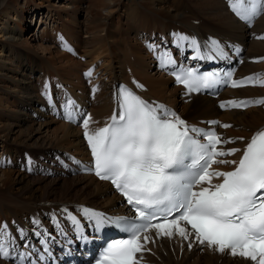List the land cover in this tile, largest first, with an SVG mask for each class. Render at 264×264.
Returning a JSON list of instances; mask_svg holds the SVG:
<instances>
[{"label":"snow or ice","instance_id":"1","mask_svg":"<svg viewBox=\"0 0 264 264\" xmlns=\"http://www.w3.org/2000/svg\"><path fill=\"white\" fill-rule=\"evenodd\" d=\"M227 4L237 18L248 24L264 15V0H227ZM174 36L177 49H192V59H223L228 55L225 46L215 39L210 38L202 45L195 38ZM149 48L155 51L156 46L150 44ZM157 58L165 69L176 64L170 51L159 53ZM85 75L91 77L92 70ZM259 77L257 74L244 80H232L231 86H264V80ZM175 79L188 93L199 92L210 82H216L212 75L200 76L191 68L176 74ZM117 101L119 113H114L105 126L92 131V117L83 119L84 138L92 156L88 170L99 179L110 181L134 210L135 217L109 218L87 207L79 208L97 230L115 225L127 234V238L109 243L95 264H141L143 252L150 251L146 245L155 243L153 231L156 239L179 236L219 254L227 252L251 264H264V130L252 135L238 161L220 159L241 152L236 147H220L234 144L236 140L224 139L214 130L189 126L164 105L149 103L124 86L118 90ZM258 105H264V98L231 100L222 102L220 107ZM64 107L65 118L73 121L74 102L68 100ZM220 126L231 127L229 124ZM214 164L234 167L220 171L212 168ZM214 178L221 182L213 183ZM205 183L207 186H202ZM61 211L77 238L86 239L80 219L67 208ZM52 222L64 235L61 222L54 214ZM33 224L34 234L46 237L40 243L43 253H48L51 234L40 231L39 220H34ZM18 232L24 240L25 230L20 228ZM10 243L14 245L4 224L0 226V259L14 258L19 264H25L31 254L15 253L14 247L10 251ZM187 246L191 249L192 242ZM39 259L44 260L45 256L40 255ZM27 264L33 262L28 260Z\"/></svg>","mask_w":264,"mask_h":264},{"label":"bare ground","instance_id":"2","mask_svg":"<svg viewBox=\"0 0 264 264\" xmlns=\"http://www.w3.org/2000/svg\"><path fill=\"white\" fill-rule=\"evenodd\" d=\"M61 1L41 0L37 2V6L45 5L48 9L46 19L43 21V29H47V19L55 22L51 8L57 4H59L55 7L57 11L66 12L78 9V4L82 5L85 2V0H64L60 4ZM26 2V0H23L22 3L19 0H0V93L6 91L13 98L10 100L0 98V146H11L10 153L18 154L26 151L36 155L47 153L60 156L61 153H57L59 149L68 150L69 147L78 150L84 149L82 139H80V130L69 124L57 122V126L53 129V134L56 136L54 141L41 137V128L54 123L55 119L54 117L48 120L44 118L35 128V123L38 122L34 119L37 116H42L38 106L43 103L48 104L49 96L37 93V84L32 75L38 71L41 74L45 72L57 75L62 80L64 76L73 77L72 81L76 80L77 83H70L72 88L83 90L85 88L80 87L82 68L91 62L96 63V69L100 71L101 75H106L108 80L113 77L117 79L131 78L135 83L141 80L146 85V90L143 92L146 97H154L166 102L185 118L204 117L209 113L218 114L221 119L236 125L237 132L229 128L228 134H246L250 129L264 123V110L259 108H248L242 112H217L214 101L205 96H196L189 103H181L176 98L177 87L171 86L169 80L160 73L148 71L149 61L141 46L135 40L129 42L131 32L140 31L146 26L166 28V25H160L163 20L167 23L170 20L186 21L185 8L196 12L197 16L202 18L201 25L216 23L217 28L226 31L234 21L219 0H88L85 21H79L69 13V19L63 16L65 29H62L64 32H61L66 36L65 38L73 37L75 40L78 31L74 30L73 32L72 24H69L73 23L77 30L80 29L85 33L83 38L75 40L76 47L82 48L81 53L85 56V61L71 60L72 58L68 54L52 53L49 48H46L42 52L34 53L29 63L22 64L17 54L11 51L10 45L14 43L29 45L38 41L37 35L35 36L33 33L27 38L22 37V30L19 28V20L23 18ZM121 5L124 6L125 12L116 21L112 16L120 10ZM57 19L59 18L57 17ZM68 21L69 23L65 24ZM258 22L260 23L255 24L254 29L262 31L264 16ZM39 28L40 26H38ZM255 35L254 31L246 33V59L264 54V41L255 40ZM127 43L134 56L129 54ZM25 52L28 53L27 50ZM45 53L52 54L51 56L54 54V57L51 59V56H47ZM93 53L95 54L93 55ZM48 61H51L52 63L49 64L53 66L47 64ZM5 64L9 66H5ZM260 67L264 68V64L256 65L246 60L242 64V72L257 70ZM9 71L14 74H9ZM129 71L135 77L130 76ZM8 82L9 84H7ZM110 85L111 82L108 93L111 92ZM248 94L264 95V89H244L239 95ZM97 99V105L92 108L95 118L102 114H108L112 103L104 89ZM12 100L16 104L10 102ZM33 112H35L34 117ZM50 113L53 115L52 111ZM47 115L51 116L49 113ZM7 138L12 140L8 144L6 143ZM17 143L28 146L16 149ZM21 167L22 169L10 167L5 161L0 165V226L7 224L9 227V221L3 222L1 218L12 217L14 221H17V229L11 237L14 244L18 240L16 235L21 224L32 223L28 213L36 211L41 204L59 201H87L94 204L113 205L116 202L117 197L110 193L109 186L89 175L51 177L45 174L33 176L31 162L24 161ZM100 196H104V198L100 199ZM40 212L49 214L52 210L42 209ZM151 235L155 239V243L148 244L156 253L155 256H148L149 264H251L247 259L239 256L233 257L227 252L219 254L196 243H192L193 246L189 249L179 236H175L173 239L167 237L156 239L154 232ZM0 264L10 263L6 259H0Z\"/></svg>","mask_w":264,"mask_h":264},{"label":"rangeland","instance_id":"3","mask_svg":"<svg viewBox=\"0 0 264 264\" xmlns=\"http://www.w3.org/2000/svg\"><path fill=\"white\" fill-rule=\"evenodd\" d=\"M22 1L23 0H19V2L20 3H22ZM27 2L25 3V5H24V14H23V18L21 19V20H19V28L22 30V37H24V38H27V37H29L30 36V34L31 33H33L35 36L37 35V40L38 41H36V42H33V43H31V44H24V43H21V44H16V43H14V44H11L10 45V47H11V51H14L15 52V54H17V57L18 58H20V61H21V63L22 64H24V63H29L30 62V58H32L33 56V54L34 53H36V52H42V50L43 49H46V48H49V51L50 52H52V53H57V52H60V51H58L57 50V47L55 46V45H53V44H51V43H49V41H50V38H53V36L51 37V33H49L50 31H56L57 33H56V36H61V37H66V36H64L63 34H61V32H64V31H62V29H65L64 27H63V21H64V17H66V18H68L69 19V13H71L72 14V16L75 18V19H79V21H85L84 19H85V17H86V10L88 9H86V5H87V3H88V0H85V3H83L82 5H79V7H78V9L76 10V9H74V10H70V11H66V12H64L63 10L61 11H57L56 9H55V7H57L59 4H57V6H55V7H53V8H51V10H52V12H53V14H54V19H55V22L56 23H59V22H61L60 23V25H61V27H57L56 25H53L52 26V24H51V22L52 21H50V20H48L47 19V23L49 24V26L50 27H47V24H46V27H47V29H43V26H44V23H43V21H45V19H46V13H47V11H48V9H46V6L45 5H43V6H37L36 4H38L37 2L38 1H41V0H26ZM54 2H56V0H53ZM62 1H64V0H62ZM62 1L60 2V4L62 3ZM123 3V2H122ZM85 6V7H84ZM124 6L123 5H121V8H120V10L117 12V13H115L112 17L114 18V20H116L117 21V18L118 17H120L121 16V14H123L125 11H124V8H123ZM28 8V9H27ZM62 9V8H61ZM37 14V15H36ZM32 15H36V16H32ZM64 16V17H63ZM15 17V16H14ZM57 17L59 18V19H57ZM32 18H36L35 19V23H34V26L33 27H35V26H37L36 27V30L37 31H35L34 30V28H32ZM61 18V19H60ZM15 20H17V18L15 17ZM59 21V22H58ZM50 22V23H49ZM65 22H66V20H65ZM69 23V21L67 22V23H65V24H68ZM70 25L72 24V29H73V32H74V30L77 32L78 30H77V28L75 27L76 25H73V23H69ZM38 26H40V28L38 29ZM0 27H1V25H0ZM57 28V29H56ZM41 29V30H40ZM1 31V30H0ZM41 31V32H40ZM39 32H40V35H39ZM82 37L83 38V36H85V33H83L82 31H80V29H79V31H78V33H77V38H79V37ZM76 38V39H77ZM75 39V40H76ZM71 40H73L74 42H75V40H74V38L72 37L71 38ZM48 41V42H47ZM78 41H81V40H79L78 39ZM46 42V43H45ZM79 48H80V46L79 47H77V49L79 50ZM32 49V50H31ZM41 49V50H40ZM25 50H27L28 51V53L27 52H25ZM23 51H24V53H23ZM82 51V48H81V50H80V52ZM44 52V51H43ZM61 53H65V54H68L66 51H64V52H61ZM41 54V53H40ZM39 54V55H40ZM21 55V56H20ZM45 55H47V56H51L52 54H49V53H45ZM68 56H70L69 54H68ZM52 57H54V54H53V56H51V59H52ZM71 57V56H70ZM17 58V59H18ZM72 58V57H71ZM71 60H76V58L74 59V58H72ZM47 64H49V63H52L51 61H48V62H46ZM49 65H51V64H49ZM5 66H9V65H6L5 64ZM13 66V65H12ZM51 66H53V65H51ZM5 71V70H4ZM6 72V71H5ZM10 73L9 74H11V75H13L14 73L12 72V71H9ZM36 73H38V71H36L33 75H35ZM34 78H35V76H34ZM35 82V81H34ZM7 84H9V82L7 83ZM80 85H82V84H80ZM80 87H83V88H85L84 86H80ZM0 98L1 99H5V100H10V98H12L11 96H9L7 93H6V91H2L1 93H0ZM13 99V98H12ZM10 102H12L13 104H14V102L15 101H10ZM15 104H16V102H15ZM45 103H43V105H44ZM43 105H41V106H43ZM49 107V106H48ZM38 108H39V112H41V117H39V116H37L36 117V119H34L36 122H38V123H35V128L38 126V124H39V122L40 121H42L44 118L45 119H51V118H49V116L44 112V111H42L41 110V108L38 106ZM50 112H51V110H49ZM38 111H37V113H39ZM50 112H48L49 113V115H51V116H53ZM222 113H224V112H222ZM44 114V115H43ZM38 117L40 118V120H38ZM54 121V123H51V124H49V126H44L43 128H41V137H43V138H45V139H47V140H52V141H54L55 139H56V136L53 134V129L57 126V124L58 123H62V122H59V121H56V120H53ZM56 122V123H55ZM58 122V123H57ZM233 125V124H232ZM235 128L233 129V128H231L234 132H237L236 131V129H237V127H236V125H233ZM81 139V138H80ZM76 140H77V138H76ZM6 143L8 144L9 142H11L12 140L10 139V138H7L6 139ZM0 143H1V139H0ZM26 146H28V145H25V144H19V143H17V146H16V149H21V148H23V147H26ZM57 153H61L60 151H58ZM62 154V153H61ZM8 262V261H7ZM161 263H162V261H160Z\"/></svg>","mask_w":264,"mask_h":264}]
</instances>
